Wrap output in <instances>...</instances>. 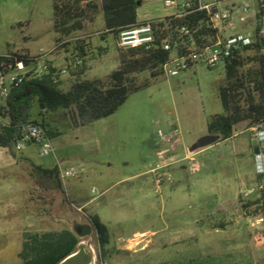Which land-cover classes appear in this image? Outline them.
Segmentation results:
<instances>
[{"label":"rangeland","instance_id":"374dc122","mask_svg":"<svg viewBox=\"0 0 264 264\" xmlns=\"http://www.w3.org/2000/svg\"><path fill=\"white\" fill-rule=\"evenodd\" d=\"M164 2L137 0L138 21L175 14L176 9ZM237 3L251 5L245 29L253 35L255 0ZM53 23V0H0V56L45 55L57 69L66 68L65 51L52 52ZM105 27L100 13L78 34L91 36L92 42L83 81L106 83L120 67L116 38L112 34L101 38ZM253 67L246 65L243 72ZM75 79L71 70L59 78L61 88L69 90ZM138 80L144 86L109 117L80 119L75 125L62 112L51 113L60 132L51 141L55 155L42 157L35 144L20 153L0 148V264L19 263L27 232L85 227L80 230L84 233L80 248L89 244L98 248L91 215L106 227L110 248L131 244L136 249L121 258L124 264L264 261L263 223L255 206L244 208L259 197L260 183L254 133L247 131V124L238 125L232 139L191 151L199 171L192 172L184 159L186 149L208 135L211 119L224 113L220 88L226 83L225 66L197 64L175 77L154 78L147 71ZM31 114L41 120L37 103ZM176 131L172 144L161 139V134L169 137ZM163 150L175 157L167 169L170 179L157 186L150 170L160 164L158 152ZM57 162L83 170L82 177L63 184L65 193L55 182L39 177L32 166L52 168Z\"/></svg>","mask_w":264,"mask_h":264},{"label":"trees","instance_id":"16d2710c","mask_svg":"<svg viewBox=\"0 0 264 264\" xmlns=\"http://www.w3.org/2000/svg\"><path fill=\"white\" fill-rule=\"evenodd\" d=\"M100 13L104 15L106 24L101 35L103 40L109 34L117 40L121 30L141 23L138 21L137 0H53L56 51H65V61L76 79L69 90H63L59 76L54 75L57 69L49 63L48 74H28L20 84L13 85L5 101L6 107L0 109L5 111L0 112V148L13 152L23 125L29 123L42 127L51 140L59 136L60 132L50 117L51 113L60 111L64 119L70 117L75 125L79 124L80 119L91 121L109 117L117 112L130 94L144 86L139 84V74L149 71L154 78L163 74L162 66L169 60L171 52L165 51L161 40L158 39L148 50H119L120 67L109 76L106 83L100 80L83 81L82 77L88 70L92 42L91 36L80 37L78 34L86 29L87 23L94 22ZM203 18L205 15L198 13L189 15L186 19L166 20L171 21L169 26L172 30L181 25L196 23ZM259 29L260 25H257L256 31ZM199 32L213 33L205 22ZM103 50L100 49V56ZM35 58L27 52L0 56V74H5L11 66L14 67L19 62L29 66L35 62ZM78 61H81V64H78ZM249 64L254 67L243 72V68ZM224 66L226 83L220 88L224 113L215 115L208 125V135H219L220 142L234 137L236 127L242 123H246L248 129L264 126V42L257 41L245 47L242 52L234 51ZM35 103L38 104V116L41 120L32 118ZM32 166L39 177L55 182L65 193L57 166ZM252 206H255V211L262 216L264 229V191L260 192L259 198L254 202L244 205V208ZM89 220L91 228L97 234L99 245L103 248L109 244L107 229L98 216L91 215ZM83 228L85 227H78L77 230L25 233L17 264H61L79 250L81 238L84 236L80 230ZM86 256L91 262V256Z\"/></svg>","mask_w":264,"mask_h":264},{"label":"built area","instance_id":"2783aa9c","mask_svg":"<svg viewBox=\"0 0 264 264\" xmlns=\"http://www.w3.org/2000/svg\"><path fill=\"white\" fill-rule=\"evenodd\" d=\"M238 0H165V6L174 7L176 13L170 16L143 22L132 27L123 29L117 36V47L119 50L126 51L130 49V43H138V48L150 49L154 43L160 39L165 51L171 52L169 60L162 66L163 74L175 77L179 72L187 70L197 64L206 65L208 68H215L220 64L225 65L227 59L231 58L234 51H241L257 41L264 42V0H255L254 10L256 15V27L260 29L252 35L246 32L245 26L248 23V15L251 9L249 3L238 6ZM203 13L205 18L192 24L181 25L179 28L172 29L170 20L186 19L189 15ZM260 16V17H259ZM206 23L207 28L213 33L200 34V27ZM165 34V35H164ZM56 46L53 51H56ZM51 52V53H52ZM46 56L41 55L35 58V62L26 66L19 62L14 67L11 66L5 74H0V101L5 102L8 98L13 85L20 84L28 74H48L50 65L45 60ZM81 64V61H78ZM53 68L57 69L55 66ZM71 67L57 69L55 76H65L69 74ZM6 107L0 105V109ZM0 112L4 113L5 111ZM0 123L2 117L0 116ZM255 140L253 147L254 159L257 165V172L261 181L258 185L259 193L264 191V126H257L251 129ZM178 135L175 134L165 137L161 134V139L172 144ZM42 127L36 124L23 125L19 138L17 139L14 150L17 153L24 151L30 143L39 147V153L42 157L55 155V149ZM175 147L172 148L175 151ZM194 153L186 149L185 160L190 163L192 172L199 171L195 163ZM160 164L150 170L154 175L157 186L170 179L167 169L170 168L172 160L175 157L174 152L163 150L158 152ZM59 178L63 184L68 179L82 177L83 170L75 167L63 168L59 162ZM78 211L83 208L78 207ZM263 223V219H260ZM138 244V243H136ZM86 255L91 256L90 264H109L103 257L100 247L92 244L87 247H79ZM73 254V255H75ZM72 255V256H73Z\"/></svg>","mask_w":264,"mask_h":264},{"label":"crops","instance_id":"0c3cea01","mask_svg":"<svg viewBox=\"0 0 264 264\" xmlns=\"http://www.w3.org/2000/svg\"><path fill=\"white\" fill-rule=\"evenodd\" d=\"M32 56V55H31ZM0 102H2V104L1 105H5V102H3V101H0ZM251 129H248L247 131H250ZM236 136V134H234V137ZM234 137H232V138H234ZM231 138V139H232ZM253 147H254V145H253ZM259 179V182L261 181V178L259 177L258 178ZM259 196H260V193H259ZM259 198V197H258ZM257 198V199H258ZM254 202V201H253ZM81 208H84V207H81ZM250 208H248V210H249ZM248 213L249 214H251L250 213V211H248ZM258 216L260 217V219H262V216L260 215V214H258ZM264 230V229H263ZM95 232V231H94ZM95 234H96V232H95ZM96 236H97V234H96ZM93 245V244H92ZM109 244H107V245H105L103 248L102 247H100V245H99V247H100V249H101V251H102V255H103V257H104V259L109 263V264H124L123 262H121L122 260H121V258L123 257V256H126V255H129V254H131V253H133V252H135L136 251V249L133 247V245H131V244H128V245H122V246H119V247H114V248H110L109 246H108ZM95 246V245H94ZM145 246H143L142 247V249L144 248ZM116 258H118V259H116ZM115 260V261H114ZM258 263H264V261H262V262H254V258H252L251 260H249V262L247 263V264H258Z\"/></svg>","mask_w":264,"mask_h":264},{"label":"water","instance_id":"95a60500","mask_svg":"<svg viewBox=\"0 0 264 264\" xmlns=\"http://www.w3.org/2000/svg\"><path fill=\"white\" fill-rule=\"evenodd\" d=\"M221 139L219 135H206L200 138L197 143H195L190 151H197L210 146ZM61 264H90V261L84 251H80L77 254L65 259Z\"/></svg>","mask_w":264,"mask_h":264},{"label":"bare ground","instance_id":"6f19581e","mask_svg":"<svg viewBox=\"0 0 264 264\" xmlns=\"http://www.w3.org/2000/svg\"><path fill=\"white\" fill-rule=\"evenodd\" d=\"M130 48H138V43H130Z\"/></svg>","mask_w":264,"mask_h":264}]
</instances>
